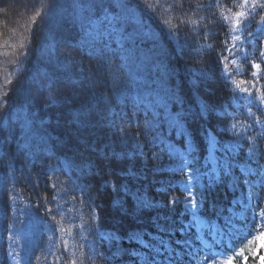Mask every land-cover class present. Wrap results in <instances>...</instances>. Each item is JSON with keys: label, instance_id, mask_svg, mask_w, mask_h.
<instances>
[{"label": "trees", "instance_id": "trees-1", "mask_svg": "<svg viewBox=\"0 0 264 264\" xmlns=\"http://www.w3.org/2000/svg\"><path fill=\"white\" fill-rule=\"evenodd\" d=\"M241 3L0 0L2 264L7 234L19 223L11 193L33 216L20 240L23 264L68 262L57 226L83 228L86 237L96 222L124 236L144 226L157 233L150 210L135 202L145 174L140 157L131 155L139 127L126 109L143 111L140 125L158 120L166 138L191 143L197 161L208 130L224 143L235 119L229 112L237 109L217 58L228 30L220 8L239 10ZM254 17H264V8ZM195 68L206 74L197 76ZM247 146L240 142L235 160H244ZM223 163L217 183L206 188L202 213L225 227V208L243 185L236 162ZM121 185L125 193L115 198L111 189Z\"/></svg>", "mask_w": 264, "mask_h": 264}, {"label": "rangeland", "instance_id": "rangeland-1", "mask_svg": "<svg viewBox=\"0 0 264 264\" xmlns=\"http://www.w3.org/2000/svg\"><path fill=\"white\" fill-rule=\"evenodd\" d=\"M211 1L218 4V0ZM16 5L18 4L10 2L11 8L15 9ZM253 5L257 7L254 8ZM259 5H264L263 0H247L246 4L245 0H242L239 10L220 8L221 20L228 30L223 36L217 58L224 80L232 86L234 92H237V96L248 104L260 103L264 108V91L261 90L264 86V56L260 55L264 51V17L257 21L255 30L249 32L254 15L260 8H264ZM239 13L243 15H238ZM202 44L209 46L206 40ZM255 44L259 46L260 61L258 62L254 61L255 57L251 58ZM249 58L252 61V79L241 76L244 72L241 61ZM254 64H258L259 68H254ZM253 72L256 73L255 76ZM194 73L197 76L206 74L196 68ZM126 110L130 122H134L139 127L134 131L138 146L131 151V155L136 154L140 157V167L146 177L150 171L160 174L157 180H142L144 187L138 188L139 194L135 202L153 208L151 222L165 234L164 246L167 250H172L162 264H234L236 258L244 263L247 257L254 258L260 253L264 257V215H262L264 212L259 210L260 195L248 190L244 197L237 199L238 209L232 215L239 220L233 224V228L237 230L236 234L231 232L230 235L223 236L220 232L217 236L219 228L213 227L210 236L214 240L205 238L206 226L197 215L195 202L196 189L201 185L200 177L203 173L200 171L199 162L196 161L197 157L191 155L192 146L190 144L185 146L183 141L177 138L178 135L173 139L166 138L163 129L156 128L159 125L158 120H150L140 125L144 120L143 111L137 110L132 105H128ZM250 126L243 120H238L231 125V133L240 138L251 129ZM253 126L260 133L263 132L264 119L258 120ZM177 131L181 133V130L177 129ZM174 139H178L179 142ZM254 139L256 136L251 141ZM218 142L216 134L208 130L203 157L205 164L210 167V173L214 175H217L214 152ZM261 164L259 166L256 159L252 158V165H246L244 168L247 175L254 174L260 168L258 177L250 181L255 187L264 184V170H262L264 159ZM174 187H179L184 197L172 198L168 205H165L159 193ZM125 190V186L121 185L119 191L111 189V193L116 194L115 198H117L123 195ZM15 198V193H11L9 199L11 216L12 218L19 216L20 221L18 226L11 227V231L8 232L6 250L9 257L8 264H22L23 254L20 246L22 231L25 224L33 220L28 207ZM15 202L16 206H14ZM3 220L4 212L0 203V238L6 237L5 227L1 223ZM66 224L67 227H70V224L74 226L71 221H67ZM57 228L60 230L59 243L62 250L72 256L69 264H153L147 250L154 249V246L144 238V230L133 229L127 237H123L115 229L107 228L98 230L92 239H87L83 236V230L72 228L64 231L63 228L58 226ZM94 228L98 229L96 224ZM151 237L150 234L149 238ZM160 238L157 237L159 240ZM134 242L140 244L139 249L134 248ZM222 243L225 244V248L230 249V252H222L220 248L213 247L222 246ZM177 246H184V249L175 251L178 250ZM3 256L0 250V264ZM170 258L173 260H169Z\"/></svg>", "mask_w": 264, "mask_h": 264}, {"label": "snow or ice", "instance_id": "snow-or-ice-1", "mask_svg": "<svg viewBox=\"0 0 264 264\" xmlns=\"http://www.w3.org/2000/svg\"><path fill=\"white\" fill-rule=\"evenodd\" d=\"M247 3V0H245V4ZM260 7H264V5H259ZM253 7L255 8V7H257V5H253ZM238 15H243V13H239ZM260 55L261 56H264V51H262L261 53H260ZM253 67L254 68H259V65L258 64H254L253 65ZM253 75L255 76L256 75V73L255 72H253ZM233 127H235V125H233ZM262 170H264V166H262ZM55 187V186H54ZM49 211H51V210H49ZM262 215H264V213H262ZM53 220H55V217H53Z\"/></svg>", "mask_w": 264, "mask_h": 264}]
</instances>
